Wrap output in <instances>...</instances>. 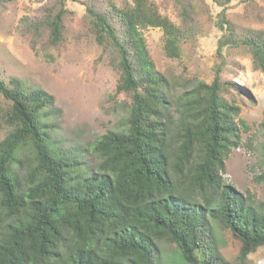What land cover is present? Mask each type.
<instances>
[{"label":"trees","instance_id":"1","mask_svg":"<svg viewBox=\"0 0 264 264\" xmlns=\"http://www.w3.org/2000/svg\"><path fill=\"white\" fill-rule=\"evenodd\" d=\"M68 1L23 19L21 32L33 48L61 46ZM176 3L180 25L153 0L83 3L100 60L119 74L116 92L131 100L127 132L110 131L92 146L100 159L96 177L78 179L77 162L53 152L42 122L58 112L52 95L25 90L19 79L0 80L10 102L0 109V127L9 128L0 142V264H156L159 241L175 244L187 264H207L201 254L210 219L240 242L239 264L264 246V202H252L223 177L232 150L251 130L241 108L223 97L233 83H222L218 73L174 98L147 50L143 30L160 28L165 54L181 56L194 7L191 0ZM242 44L264 72V31L251 30ZM25 147L34 157L23 176ZM255 180L263 183L264 173ZM211 260L228 264L218 254Z\"/></svg>","mask_w":264,"mask_h":264},{"label":"rangeland","instance_id":"2","mask_svg":"<svg viewBox=\"0 0 264 264\" xmlns=\"http://www.w3.org/2000/svg\"><path fill=\"white\" fill-rule=\"evenodd\" d=\"M55 1L18 0L0 5V80L9 84L19 79L25 90L41 89L52 95L58 112L44 115L42 122L53 152L77 162L78 179L96 177L100 159L92 146L110 131L127 132L131 100L116 92L119 74L100 60L101 50L91 41L83 4L87 0L68 1L64 41L59 48L31 46L30 37L21 32L23 19L41 16L43 8ZM124 1L112 0L117 5ZM153 1L163 15L181 24L176 0ZM220 1L223 6L216 0H191L194 14L179 58L165 54L162 29L148 28L142 33L155 70L167 78L172 97L191 89L197 81L212 83L218 73L222 83H233L223 97L241 108V117L251 130L243 132L242 144L232 150L223 177L252 202H264V182L255 180L264 173V72L254 67L249 50L242 44L251 30L264 31V0ZM9 105L0 94V109ZM8 132V127H0V142ZM20 157L24 176L33 165L31 147H25ZM209 223L203 261L215 264L211 257L218 254L228 264H239L240 242L215 219ZM155 255L156 264H187L178 247L168 241L158 242ZM247 264H264V246L250 254Z\"/></svg>","mask_w":264,"mask_h":264}]
</instances>
